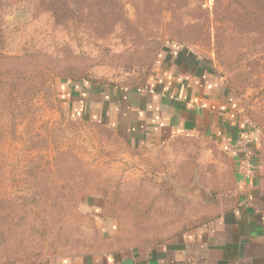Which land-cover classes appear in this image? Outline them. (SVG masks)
<instances>
[{
    "label": "rangeland",
    "instance_id": "374dc122",
    "mask_svg": "<svg viewBox=\"0 0 264 264\" xmlns=\"http://www.w3.org/2000/svg\"><path fill=\"white\" fill-rule=\"evenodd\" d=\"M63 1L57 19L49 0H0L3 69L29 80L17 110L0 102V264L165 242L206 227L236 195L231 161L213 143L133 147L74 119L63 83L142 86L178 45L213 64L244 116L264 122V41L217 22L215 0ZM228 8L244 14L236 0ZM39 73L46 94L30 93ZM259 150L264 174V138Z\"/></svg>",
    "mask_w": 264,
    "mask_h": 264
},
{
    "label": "crops",
    "instance_id": "0c3cea01",
    "mask_svg": "<svg viewBox=\"0 0 264 264\" xmlns=\"http://www.w3.org/2000/svg\"><path fill=\"white\" fill-rule=\"evenodd\" d=\"M61 89L74 119L105 125L133 147L157 149L180 137L213 143L231 161L239 205L165 242L20 264H264L263 183L239 169L249 155L256 171L261 138L213 64L177 45L142 88L85 81Z\"/></svg>",
    "mask_w": 264,
    "mask_h": 264
},
{
    "label": "trees",
    "instance_id": "16d2710c",
    "mask_svg": "<svg viewBox=\"0 0 264 264\" xmlns=\"http://www.w3.org/2000/svg\"><path fill=\"white\" fill-rule=\"evenodd\" d=\"M234 1L235 0H215L214 1L215 6L221 7V11L219 12L214 11L215 13H213L217 15L216 21L221 23V25L223 26L226 24H232V25H235V28L239 27L247 31L256 32L261 35V39L264 41V0H236V5L239 4V6L241 7V11H244V14L237 13V11H233L231 10V8H228L230 5L234 3ZM48 3L51 7L52 14L56 16L58 19V16L60 15V12L62 11V6L64 5V1L63 0H49ZM97 5H100V3H97ZM157 5H159V1L156 4V6ZM3 34L4 33L2 30L1 15H0V95L2 96V99L0 100V102L7 104V107L10 109L17 110L20 106V103L23 97L26 98L25 94L27 93V90L25 89V87L29 83V80H27L25 77L27 73L25 70H20V69L14 70L13 67L10 68L11 70L3 69L4 67L9 68V67L4 66L6 65L5 60L9 58L5 57L3 54L5 50V38ZM224 39L226 40V38H220V37L218 38V40H224ZM11 59L13 60V58ZM17 60H20V58H17ZM231 69H234L233 66ZM30 78L31 80L32 79L35 80L36 84L40 83L38 88H36V90L30 89V93L41 92L42 90L40 91L39 87L44 88V90L42 91L43 94H46L49 91H51L50 79L45 78L42 75V73H39L37 76H32ZM101 84L111 85L106 82H102ZM122 86L137 89V88H142L145 85H142V86L122 85ZM246 119L250 125L260 130L261 135H262L260 139V145L262 146V141L264 138V122L261 119H257L256 117H253V116H251V118L247 116ZM257 159H258V163H257V168L255 172L257 173L261 182L263 183V189H264V174L260 173V167H261L260 150L257 153ZM239 200H240V197L235 195L233 198H231V202L229 203L230 205L227 208L237 207L239 205ZM215 217L205 222L204 225L208 226L209 223ZM92 253H97V252H92ZM92 253H86V254H92ZM86 254H80V255H86ZM74 256H78V255H74ZM23 262L24 261H15L11 264H20Z\"/></svg>",
    "mask_w": 264,
    "mask_h": 264
},
{
    "label": "built area",
    "instance_id": "2783aa9c",
    "mask_svg": "<svg viewBox=\"0 0 264 264\" xmlns=\"http://www.w3.org/2000/svg\"><path fill=\"white\" fill-rule=\"evenodd\" d=\"M254 129L257 132V134H259L261 137L260 130L257 128H254ZM239 169L242 172L244 177H253L254 176L255 167L253 166L252 159L249 155L245 156V158L241 161V163L239 165Z\"/></svg>",
    "mask_w": 264,
    "mask_h": 264
}]
</instances>
